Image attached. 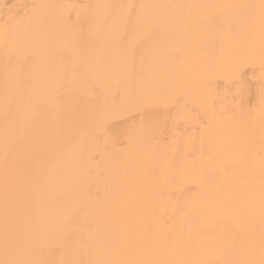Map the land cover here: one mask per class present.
<instances>
[{
	"label": "bare ground",
	"instance_id": "obj_1",
	"mask_svg": "<svg viewBox=\"0 0 264 264\" xmlns=\"http://www.w3.org/2000/svg\"><path fill=\"white\" fill-rule=\"evenodd\" d=\"M260 0H0V32L8 21L7 43L0 36V259L4 258L3 179L6 123L14 153L23 169L26 200L22 217L41 214L61 222L53 231L32 234L21 227L23 258L38 262L75 259L84 264L99 258L93 237L97 211L117 210V184L121 191L134 186L141 202L136 223V243L114 258L157 264L188 260L193 264H229L232 260L260 259L264 236V214L259 198V170L264 155L260 114L255 110L260 82L259 31L250 36L247 12L241 9L200 7L164 11L171 23L154 38L145 40L142 29H129L125 44L145 48V69L158 80L157 90L136 104L126 100V85L97 77L80 68L64 51L65 41L80 34L84 41L95 39L94 23L108 19L110 41L122 30L127 9L107 5H240ZM33 4L55 7L34 10ZM34 15L41 17L37 24ZM203 21L205 33L226 32L229 41L245 55L247 73L237 87L244 91L251 114L221 116L216 99L217 85L206 91L208 102L216 99L218 153L200 158V126L208 120V107L198 90L204 80L220 73L198 71L214 54L219 42L194 44L190 24ZM50 33L56 39L48 44ZM255 46V53L249 49ZM122 47V46H121ZM121 47L114 46L113 54ZM7 53V55H6ZM28 60L34 71L50 67L63 77L59 108L63 122L49 118V133L43 138H19V130L34 117L27 104L14 105L17 122L11 124L4 112V81ZM236 89H233L235 91ZM249 91L251 96L249 97ZM119 92L120 99L114 102ZM218 94L226 95L219 80ZM230 101L225 100L227 105ZM56 109H52L54 115ZM39 119V116H35ZM181 143L177 147L176 140ZM185 138L191 143L185 144ZM191 153L189 157L187 154ZM164 161L165 167L160 162ZM228 162V171L223 165ZM171 163V167L167 165ZM223 188L218 194L217 189ZM254 249V254L253 250Z\"/></svg>",
	"mask_w": 264,
	"mask_h": 264
},
{
	"label": "snow or ice",
	"instance_id": "obj_2",
	"mask_svg": "<svg viewBox=\"0 0 264 264\" xmlns=\"http://www.w3.org/2000/svg\"><path fill=\"white\" fill-rule=\"evenodd\" d=\"M14 5L8 8L7 17L3 31L0 36L7 43L9 39L8 21L14 19L12 12ZM55 6L33 4L34 10L47 9ZM104 7H116L127 9V13L122 18V30L116 41H110L111 28L108 25V19L103 18L95 21L94 32L95 39L91 42L83 40L80 34L74 35L71 39L65 41L64 51L67 57L73 62L76 70L83 68L94 71L97 77L116 80L126 85V100L128 103L139 104L152 95L158 87V80L150 74L144 67V57L146 50L139 45L125 44L128 31L142 29L145 40L154 38L161 28L166 27L172 21L164 11L149 13L147 10H166L200 7H218L225 9H241L247 12V23L249 25V35L251 36L257 29L259 31V58L261 77L257 90V104L255 110L260 114L261 136L264 139V0L259 4H240V5H107ZM33 18L37 24L41 17L34 15ZM203 21L190 24L191 39L194 44H200L206 41L212 46L215 53V45L220 44V54L213 55L205 63L200 65L198 71L205 74L220 73L214 80H204L202 86L198 89L208 107V120L200 126V144L194 151L200 153V158L207 157L212 160L218 153V130L215 127L217 119L216 99L221 100L223 111L221 116H230L235 119V114H251L253 106L251 100L245 103L244 91L237 86L245 80L247 73V63L245 55L240 52L236 45L229 41L230 29L226 32H208L202 29ZM56 39L54 33L46 36V41L51 44ZM121 47L120 52L113 54L112 48ZM255 53V46L249 49V54ZM7 55V53H6ZM224 81V91L226 95L218 94L219 80ZM217 85L216 99L208 102L207 89L213 84ZM63 86V77L59 72L53 71L50 67H41L33 70L28 66V60L16 69L15 76L10 80L6 72L4 81V112L6 121L11 116V124L17 122L18 111L14 105L27 104L35 114L30 126L25 125L19 130L20 139L32 137L43 138L49 133V118L55 119L57 126L63 122V113L59 108V98ZM233 89H236L233 91ZM227 105L224 101L229 99ZM249 97L251 92L249 91ZM120 99L117 92L113 100ZM56 111L52 114V109ZM39 116V119H35ZM177 147L180 146V139L176 140ZM185 144L191 143V138H185ZM189 157L191 153L187 154ZM161 167H165L164 161L160 162ZM171 167V163L167 165ZM229 164L225 162L224 171H228ZM259 198L261 211L264 214V155L261 156L259 170ZM25 177L23 169L19 166V158L14 153V148L10 142L8 134V124L6 123L4 140V179H3V236H4V258L0 259V264H45L31 259L23 258V247L20 243L21 227H25L32 234L41 231H53L60 227L61 222L55 218L41 214L28 215L22 217V205L26 200L24 190ZM223 188L217 189L218 194ZM117 197L121 200L119 210L115 205L108 210L99 209L97 211V226L93 237L95 248L99 258L89 262V264H148V262L114 258L115 253L122 251L127 242L131 247L136 243V223L141 202L137 189L127 187L121 191L117 184ZM254 254V249L252 250ZM46 264H84L83 261L75 259H65L60 261H49ZM157 264H193L188 260L160 261ZM229 264H264V236L260 242V259L232 260Z\"/></svg>",
	"mask_w": 264,
	"mask_h": 264
}]
</instances>
